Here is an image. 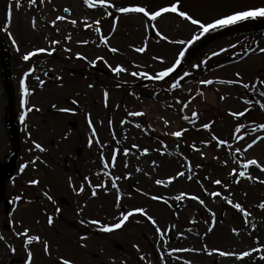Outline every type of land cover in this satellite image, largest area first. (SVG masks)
<instances>
[{
  "label": "rangeland",
  "instance_id": "rangeland-1",
  "mask_svg": "<svg viewBox=\"0 0 264 264\" xmlns=\"http://www.w3.org/2000/svg\"><path fill=\"white\" fill-rule=\"evenodd\" d=\"M156 2L105 0L104 9L100 4L89 6L84 0H36L32 5L21 0L17 8L15 0H0V35L10 50L20 139L17 168L5 181V196L12 204L9 210L0 208V264H7L11 257L25 259L30 250V264H55L50 260L57 259L55 254L38 253L24 243L23 237L29 222V232L42 235L39 223L46 221L41 214L46 204L44 196L59 202L60 211L47 204L52 208L47 213L52 214L54 223L58 222L59 233L66 238L77 236L78 244L82 243L80 253L76 247L68 256L80 262L86 258L85 252L93 259L91 254L98 248L95 240L105 237L111 242L103 253L109 264H264V208L260 207L264 203V128L259 127L264 124V53L259 51L264 48V28L254 24L243 27L248 19L210 30L189 45L187 41L198 34L199 25L180 16L183 10L178 7L176 12L168 11L155 19L141 12L119 11L136 6L158 11L153 9L160 5ZM180 2L193 19L202 22L264 4V0ZM9 4L10 25L6 23ZM65 9L70 11L66 13ZM57 16L65 19L52 26ZM147 21L152 25L151 37L145 29ZM141 47L145 51H137ZM36 48L55 54L43 57L35 53L26 68L23 56ZM112 48L118 51L109 52ZM181 51L183 57L179 56ZM177 58L182 63L180 70L167 80L156 79ZM93 60H102L96 69L102 71L106 66L108 72L92 78V70H96L91 67ZM117 65L124 70L113 72ZM70 68L77 71L72 74ZM142 72L148 76L133 75ZM203 80L213 82L202 84ZM228 80L241 83H221ZM177 81L178 86L173 87ZM88 82L86 90L83 85ZM169 87L174 88L173 93ZM249 107L251 110L241 117L232 115ZM65 108L71 111H61ZM132 112L143 115L133 117ZM205 123H210L209 129L202 127ZM239 125L243 128L237 132ZM181 130L183 140L190 143L187 150L171 137L172 132ZM220 140L226 143L219 145ZM253 140L257 142L248 148ZM9 148L0 77V161ZM145 148L149 150L146 153ZM249 159L257 164L245 168ZM240 171L247 174L237 182L234 177ZM178 172L184 175L176 177ZM217 179L222 181L220 185L214 183ZM32 180L38 183H30ZM157 180L164 183L157 184ZM81 185L83 191H79ZM95 185L101 187H96L93 196ZM213 192L220 195L214 197ZM181 194L183 197L177 199ZM236 203L245 211L236 209ZM129 212L132 215L128 220L112 229L115 233L103 232V225L118 223L123 218L121 213ZM148 215L156 224L148 220ZM69 220L72 224L68 227L64 223ZM175 237L178 241L173 240ZM178 244L187 247L181 252L182 260L177 259ZM253 248L257 249L254 253L250 252ZM221 251H249L250 255L237 258L223 256Z\"/></svg>",
  "mask_w": 264,
  "mask_h": 264
},
{
  "label": "snow or ice",
  "instance_id": "snow-or-ice-1",
  "mask_svg": "<svg viewBox=\"0 0 264 264\" xmlns=\"http://www.w3.org/2000/svg\"><path fill=\"white\" fill-rule=\"evenodd\" d=\"M41 2H43V0H41ZM84 2H85V4H88L89 6H95L97 4H104L105 3V0H84ZM28 3L30 5L35 4L36 3V0H28ZM178 3H179V0H177V3L170 4L169 7H161V8H159L158 11H151V12H148V11H146V9L144 7H139V6H136V7H121V8H119V11L121 13L141 12V13H145L146 15L150 16L152 19H155L156 17L160 16L162 13H165V12H168V11L176 12L178 10L177 9V4ZM15 6L17 8H19L21 6V0H15ZM64 11L65 12H69L70 10L69 9H65ZM11 12H12V5L9 4V6H8V13H7L8 18L6 20V23L9 24V25H10V22H11ZM179 15L182 16V17L187 18L193 24L199 25V29L200 30H199L198 34L193 35L192 38L187 41V44L190 45L194 41L198 40L201 36H203L206 33H208L210 30H215L217 28H223L225 26L233 25V24H236L237 22L245 21V20H248V19L264 18V4H261V5H258V6H248V7L244 8V9L232 10L230 13L224 14V15L220 16L219 18H215V19L211 20L210 22H202L199 19H193V17L191 15H189L186 11H180ZM64 19H65L64 16H57L54 20L51 21V23L53 25H56L57 21H61V20H64ZM71 23L72 24H76V21L75 20H72ZM32 26H33V28L37 27L35 17L33 18ZM85 27H89V25L86 24ZM5 30L7 31V29H5ZM97 32H99V28H97ZM8 34H9L10 37L12 36V34H11L10 31L8 32ZM68 38L70 39V36ZM100 39L103 40V41H105V42L107 41V37H105V36H101ZM165 39H167V37H165ZM12 43L14 45L17 44V41L15 40L14 37L12 38ZM51 43L52 44H56V43H59V42L58 41H51ZM83 43H87V41H83ZM17 50H19V49L17 48ZM45 51H50V49L36 48L34 50V52L33 51H28L23 56V59L24 60H29V58L32 57L35 53H44ZM111 51L112 52H116V51H118V49L112 48ZM137 51L143 52V51H145V48L144 47H141V48L137 49ZM221 51H224V49H221ZM259 51L261 53H264V48H260ZM80 55H81L80 53H77V56H80ZM213 55H216V53H213ZM179 56L180 57H183L184 56V52L181 51L179 53ZM98 59H103V58L101 57V58H98ZM157 59H160V57H157ZM180 62H181L180 59L177 58V60L175 61V63H173L171 65V67L164 68L162 71H160L159 74L156 76V79H160V78H163V77L168 76L169 73H172L173 70L177 67V65L180 64ZM90 63L95 64L96 61L93 60ZM111 70L113 72H115V73H119L120 71H123L124 69H122L121 66L117 65L116 67H113ZM29 71H32V69H30ZM25 75H27V73H25ZM133 75L148 76V73L147 72L133 73ZM184 75H188V73H185ZM236 75L237 76H240V73H237ZM212 82H213L212 80H203V81H201L202 84H211ZM221 83L234 84V83H241V81H238V80H236V81H234V80H228V81H221ZM23 84H24V81L21 80V85L23 86ZM41 84H43V81H41ZM178 84H179V81H177L176 83H174L172 86L173 87H177ZM244 87L247 88L248 85L245 84ZM23 90H24L25 94H27L28 89L25 87ZM107 96H108V93H107V91H105V97L107 98ZM221 99H224V97H221ZM21 103H24V101L22 100ZM74 103H76V102L74 101ZM187 106L188 105L185 104V107H187ZM53 107H55V106H53ZM261 107L264 108V104H262ZM61 111H71V109L65 108V109H61ZM247 111H248V108H245L243 110V112H232V115L233 116H236V117H241ZM130 115L133 116V117H135V116L143 115V113H141V112H132V113H130ZM192 116L193 117H196L197 116V113L195 111H193L192 112ZM20 118H21V120H23L24 119V114H22ZM184 119L187 120L188 117L185 116ZM168 122L169 121L165 120V123L166 124ZM91 123H92L91 122V119H89V124H91ZM121 123H124V121H121ZM202 127L204 129H209L210 128V123H205V124L202 125ZM259 127L260 128H264V124H260ZM242 128H243V125H239L237 127L236 131L239 132ZM94 131L95 130L93 129V132ZM183 131L184 130L175 131V132H172L171 135L176 136V137H180L182 135V132ZM235 138L237 140H240L241 139L240 136H236ZM212 139H216V138L215 137H212ZM257 139H260V138L257 137ZM256 142H257L256 140H253L251 142V144H249L247 147L248 148H251ZM34 143H36V142H34ZM90 143H91V140H90ZM225 143H226L225 140H220L219 141V145H223ZM36 147L37 148H41V146L39 144H36ZM41 150H43V149L41 148ZM124 151H125V153H127L128 150L125 149ZM148 151L149 150L147 148L143 149V152H145V153L148 152ZM237 151H240V149L238 148ZM202 155H203V153H202ZM112 160H113V162L116 160V156L115 155H113ZM153 163H155V162H153ZM256 164H257V161L255 159H249V160H247V163L245 164V168H247L248 165H256ZM113 166H114V164H113ZM105 167H107V163L105 164ZM23 168H24V165H21V171H23ZM232 172L235 173L236 172V169L233 168L232 169ZM246 174L247 173L245 171H240L239 172V176L237 177V180H239L240 177H244ZM183 175H184L183 172H178L176 174V177L183 176ZM230 175H231V173H230ZM176 177H169V180H173ZM249 178H251V177H249ZM85 179H87V178H85ZM189 179H192V177L189 176ZM88 182L91 183L90 180ZM30 183L36 184V183H38V181L37 180H32V181H30ZM156 183L157 184H162V183H164V181L157 180ZM214 183L217 184V185H220L222 183V181L219 180V179H217V180L214 181ZM112 184H113L114 187L116 186L114 180L112 181ZM96 187H101V185H95V186H93V191H92V195L93 196H95L97 194L96 193ZM224 187L227 188L228 185H224ZM79 191H83V185H81V188L79 189ZM45 195H48V194L45 193ZM211 195L215 197V196H219L220 193L219 192H213ZM182 197H183V194H181V197H177V199H180ZM194 198L197 199V200H199V202L201 204H204V201L201 200L199 197H194ZM15 199L16 200H19L20 197L17 196ZM49 199H51V196H49ZM155 199H161V197H155ZM228 203L229 204H232L233 201L229 199L228 200ZM260 207L261 208H264V203H262L260 205ZM235 208L238 209V210H240L241 212H244L245 211L243 209L242 205L239 204V203H236L235 204ZM58 211H59V209H58ZM134 211H136V212H144L143 209H134ZM131 215H132L131 212H129L127 214L121 213V216L123 218L120 219L118 223H114V224H110V225H103V229L105 231H111L112 229L120 228L125 223V221L128 220L129 216H131ZM145 215H147V213H145ZM247 215H250V213L247 214ZM147 218H148V220L152 221L153 224H156V221L153 219L152 216L148 215ZM48 223L49 224L52 223V217L51 216H49ZM93 223L99 224L100 222L99 221H93ZM245 223H247V219H245ZM253 227H255V225H253ZM211 230L212 229H209V231H211ZM27 231L28 230L26 229L25 232H27ZM157 231L158 232L160 231L159 226H157ZM233 231L235 232L237 230L236 229H233ZM181 235H183V233H181ZM27 239L29 241H33V240H37L38 241L40 239V237L28 235L27 236ZM44 250H45V252H47L49 250V245H48L47 241L44 242ZM180 251H186V250L185 249H180ZM212 251L215 252V251H219V250L218 249H213ZM256 251H257V249H255V248H253V249L250 250V252H252V253H254ZM250 252L249 251H240L237 254V253L229 252V251H221L220 254L223 255V256H237V258H244V257L249 256L250 255ZM29 257H31V253H29ZM64 264H70V262L67 261V260H65L64 261ZM188 264H191V261H188Z\"/></svg>",
  "mask_w": 264,
  "mask_h": 264
},
{
  "label": "water",
  "instance_id": "water-1",
  "mask_svg": "<svg viewBox=\"0 0 264 264\" xmlns=\"http://www.w3.org/2000/svg\"><path fill=\"white\" fill-rule=\"evenodd\" d=\"M8 61V52L4 43L0 39V68L5 91V104L8 106V112L6 115V126L12 144L11 154L6 159V161H4L0 166V199L2 196V181L6 175H9L13 171L18 150V136L16 121L14 118L13 99L8 79Z\"/></svg>",
  "mask_w": 264,
  "mask_h": 264
},
{
  "label": "bare ground",
  "instance_id": "bare-ground-1",
  "mask_svg": "<svg viewBox=\"0 0 264 264\" xmlns=\"http://www.w3.org/2000/svg\"><path fill=\"white\" fill-rule=\"evenodd\" d=\"M173 240H174V241H178L176 237H175ZM175 248H176V250H177V251H176L177 259H179V260L181 259V260H182L181 252H183V251H180V249H185V250H186L187 247H186V246H181V245L178 244V245H175ZM178 264H179V263H178ZM219 264H223V263L220 262Z\"/></svg>",
  "mask_w": 264,
  "mask_h": 264
}]
</instances>
